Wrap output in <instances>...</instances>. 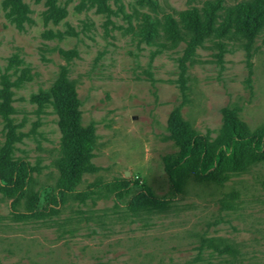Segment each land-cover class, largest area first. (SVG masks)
Returning a JSON list of instances; mask_svg holds the SVG:
<instances>
[{
    "label": "rangeland",
    "instance_id": "obj_1",
    "mask_svg": "<svg viewBox=\"0 0 264 264\" xmlns=\"http://www.w3.org/2000/svg\"><path fill=\"white\" fill-rule=\"evenodd\" d=\"M207 1L0 0V172L25 163L29 189L58 183L62 84L93 143L64 203L26 213L0 184V264H264V162L176 195L164 169L230 115L264 126V33L191 42L163 29ZM148 20L157 35H141ZM121 179L123 198L82 192ZM146 188L165 201L142 203Z\"/></svg>",
    "mask_w": 264,
    "mask_h": 264
},
{
    "label": "trees",
    "instance_id": "obj_2",
    "mask_svg": "<svg viewBox=\"0 0 264 264\" xmlns=\"http://www.w3.org/2000/svg\"><path fill=\"white\" fill-rule=\"evenodd\" d=\"M182 27V28H181ZM164 31L171 38L197 41L213 33L223 37L229 32L238 33L248 42L264 33V0H248L230 6H222L220 0H209L199 9L196 7L183 11L179 20L167 17ZM141 35L152 37L157 29L152 21H147ZM71 86L62 84L59 88L62 119L60 127L65 132L61 148L64 156L56 159L55 164L61 178L54 186L45 185L38 190L28 187L29 172L25 163L16 164L9 177L0 172V184L6 195L12 199V207L25 199L26 213L39 214L42 209L64 203L74 191L77 183L75 174L81 167L79 161L93 148L91 139L81 135L70 116L73 112ZM264 162V126L251 130L243 121L230 115L214 140H207L202 134L192 133L180 143V153L175 157L163 159L164 169L174 195L181 194L189 181L196 183H222L226 174L244 171L253 165ZM128 186L124 179L96 181L86 185L82 192L106 189L113 191L116 198H123ZM142 203L155 204L165 201L154 196L146 188L143 190ZM134 197L128 202L138 204Z\"/></svg>",
    "mask_w": 264,
    "mask_h": 264
}]
</instances>
